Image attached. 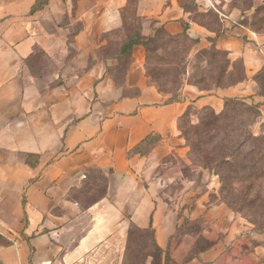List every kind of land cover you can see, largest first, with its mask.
Instances as JSON below:
<instances>
[{"label":"crops","instance_id":"crops-1","mask_svg":"<svg viewBox=\"0 0 264 264\" xmlns=\"http://www.w3.org/2000/svg\"><path fill=\"white\" fill-rule=\"evenodd\" d=\"M128 4L0 0V264H129L145 231L160 256L143 264H245L244 219L210 200L213 189L173 197L144 184L137 168L146 155L134 149L158 136L148 156H159L189 109L219 112L226 98L256 104L264 122V32L233 19L216 32L182 7L148 6L142 13L169 34L199 44L211 36L243 66L234 84H185L168 100L145 73L142 45L120 51Z\"/></svg>","mask_w":264,"mask_h":264},{"label":"rangeland","instance_id":"rangeland-1","mask_svg":"<svg viewBox=\"0 0 264 264\" xmlns=\"http://www.w3.org/2000/svg\"><path fill=\"white\" fill-rule=\"evenodd\" d=\"M138 3L144 9L139 10ZM214 4L227 18L200 10L193 0H129L124 10L125 34L133 36L142 45L145 73L169 100L178 99L185 84L205 88L201 90L204 92H211L218 83L222 86L231 84L242 77V62L239 59L230 62L233 69L229 74H223L228 55L226 50L216 47L214 38L204 37L203 44H199L198 40L183 34L171 35L159 19L142 12L147 11L148 6L158 12L182 7L191 18L216 32L229 19L264 32V0H215ZM212 112L217 113L212 108H191L188 116L178 123L180 134L176 143L156 157L148 156L149 150L143 152L146 157L137 168L138 175L146 185L159 182L163 191L173 197L215 190L210 191V200H218L236 212L250 227L249 233L243 235L245 243L237 259H242L245 264H264V122H258L257 117L249 124L251 136L245 148H240L237 140L233 142L231 167L236 171L235 178L222 190L214 165L217 152L221 150L219 146L222 147L223 132L218 137L213 130L201 125V120L209 119ZM243 150L245 161L241 158ZM242 167L246 168L245 176L240 172ZM93 183L99 191L104 187L103 178ZM89 189L93 187L89 186ZM148 255L157 259L159 251L152 241V233L140 232L127 252V259L129 264H143Z\"/></svg>","mask_w":264,"mask_h":264},{"label":"trees","instance_id":"trees-1","mask_svg":"<svg viewBox=\"0 0 264 264\" xmlns=\"http://www.w3.org/2000/svg\"><path fill=\"white\" fill-rule=\"evenodd\" d=\"M193 3L196 7L197 4L194 2V0H193ZM204 12L214 13L215 15H217L216 14L217 12H215L212 9L205 10ZM187 28L188 27L186 26L185 30ZM183 35L187 37V34L185 31ZM137 41L138 40L135 39L133 36H128V39L126 40L125 44L121 47L120 51L129 54L131 52L133 44L136 43ZM227 60H228V64L225 70L223 71V74H229V72L233 69V66L230 63L229 58ZM242 78H243V75L240 79L232 82L231 84H234L240 81ZM263 78H264V75H263ZM229 85H226V86H229ZM216 87H225V86H222L221 84L218 83ZM199 89L206 90L205 88H199ZM210 108L211 107H203L201 109H210ZM189 110L186 112V114H184L180 118V120L184 118L185 116H188ZM231 114H235V115L231 117ZM249 115L251 116V119L250 117L248 118ZM258 116H259V109L256 104L254 103L249 104L238 98H226L223 103V108L219 112L217 113L212 112L211 117L207 119L206 121L201 120V125L204 128L213 130L216 136L219 137L221 135L220 133L223 132L222 137L220 138L222 147L219 146L221 150H218L217 152L216 162L214 165V167L217 169V173L219 174L220 181L222 182V190L225 189V187H227V183H230V181L233 178H235L236 171L233 170L231 167V162L233 159V142L237 140L236 143L240 148L246 147L247 141L251 136L249 124L253 123L254 122L253 120L256 119ZM158 139H159L158 136H152L150 138H147L146 141L144 140L145 141L144 144H146L145 149H143L144 147L142 149H139V147H136L134 151L143 153L147 151L150 147H152L158 141ZM241 158L243 161L246 160V154L244 150L242 151ZM240 172L242 173L243 176H245L246 168L242 167L240 169ZM152 241H153V238H152ZM154 246L159 251V248L155 244ZM159 256H160V251H159ZM159 256L157 259H154V262L158 261Z\"/></svg>","mask_w":264,"mask_h":264},{"label":"built area","instance_id":"built-area-1","mask_svg":"<svg viewBox=\"0 0 264 264\" xmlns=\"http://www.w3.org/2000/svg\"><path fill=\"white\" fill-rule=\"evenodd\" d=\"M215 0H194V2L197 4L198 8L200 10H208V9H212L215 12L218 13V15L220 16V18H227L226 14H224L222 11H219L216 9L215 4H214Z\"/></svg>","mask_w":264,"mask_h":264}]
</instances>
